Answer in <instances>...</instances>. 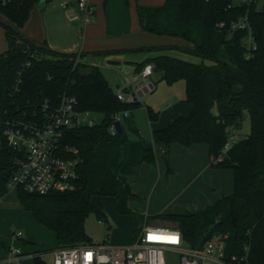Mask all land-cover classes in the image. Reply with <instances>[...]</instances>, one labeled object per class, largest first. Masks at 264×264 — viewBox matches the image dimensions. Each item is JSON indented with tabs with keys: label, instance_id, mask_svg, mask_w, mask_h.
I'll return each mask as SVG.
<instances>
[{
	"label": "trees",
	"instance_id": "obj_1",
	"mask_svg": "<svg viewBox=\"0 0 264 264\" xmlns=\"http://www.w3.org/2000/svg\"><path fill=\"white\" fill-rule=\"evenodd\" d=\"M40 1L0 2V15L8 20H0L7 41V48L0 53V199L8 193V181L16 169V154L4 136L8 122L41 115L46 102L58 105L67 93L77 98L80 111L103 115L100 123L67 131L65 143L77 147L83 159L75 188L48 194L16 190L23 209L56 234V248L95 244L86 231L87 217L95 211L99 219L108 221L94 203L95 197L101 206L104 197H115L121 214L134 213L130 203L141 197L130 181L138 177L143 164H156L155 143L165 145L162 156L168 172L172 144H206L211 166L233 171L234 191L199 211L178 208L143 218L172 223L192 247L201 248L217 236L226 241L227 259L243 256L247 249L249 264H264V5L259 9L256 1L229 8L230 0H166L161 6L138 5L142 30L181 38L190 46H142L93 53L152 54L138 70L151 62L168 83L185 81L190 113L156 129L152 139H147L131 116L141 104L120 101L101 68L84 60L88 53L58 51L21 32ZM243 17H248L255 48L245 44L248 30L229 29ZM221 23L226 25L222 28ZM174 47L197 59L169 55L168 49ZM124 111L131 114L122 119L123 132L112 135V122ZM148 113L150 121H158V111L149 106ZM246 116L250 117L251 132L239 139L222 161L213 162L228 141L229 128L239 130ZM129 132L136 138L131 139ZM34 260L50 264L40 255Z\"/></svg>",
	"mask_w": 264,
	"mask_h": 264
},
{
	"label": "rangeland",
	"instance_id": "obj_2",
	"mask_svg": "<svg viewBox=\"0 0 264 264\" xmlns=\"http://www.w3.org/2000/svg\"><path fill=\"white\" fill-rule=\"evenodd\" d=\"M65 1L67 0H51L45 9H41L39 3L36 4L24 27V32L34 34H37L38 31L41 32L43 34L42 41L48 40V44H51L57 50L89 52L92 57L88 56L87 58L94 65H99L114 90L117 88V84L122 82L124 76L135 74L136 66L132 63H126L121 57L122 53L114 54L111 58L113 61L119 60L120 62L109 61L107 57L94 55L93 53L123 49L124 46L131 43L140 44L133 45V47L165 45L185 47L188 45V42L181 38L156 35L141 30L142 28L137 37H126L123 39L110 37L106 40L99 39V41L96 39V37L100 38L103 36L97 28L101 10L104 14L107 12V20H117L118 27L127 25L124 22H129L132 24V27L136 28L138 26L140 28L137 14L138 5L161 6L166 0H109L107 3H103L104 1L102 0V6L100 5V0H91V4L95 8L93 21L85 24L81 20L82 25H78V27H75L71 23V18H68L64 12ZM235 4H240V1L235 0ZM263 5L264 0H257V7L259 9ZM0 20L8 22L7 18L1 15ZM103 41L113 47L95 49ZM251 41L248 35L245 44L249 46ZM6 48L5 31L0 26V53ZM167 53L171 56L182 58L194 57L197 59L195 56L188 55L175 47L168 49ZM151 56L152 54H148V57ZM206 63H210V61H206ZM152 80L156 84V89L144 97L142 104L133 110L131 115L141 130L142 136L147 139H152L153 130L157 122L165 124V122L172 119L174 114L187 116L190 111L189 103L185 102L186 83L184 80L168 83L162 79V72L160 71H154ZM149 106L159 112V119L155 123L149 119ZM214 111L217 112V109ZM83 116L86 119H93L96 123H100L103 119V115L96 112H88ZM250 132L251 121L250 117L246 116L242 127L237 130L236 134L238 139H242ZM129 136L131 139L136 138L131 132H129ZM164 148L165 146L162 143H155L156 164H151L149 169L146 168L141 171L138 177L131 180L134 191L141 197L140 200H135L131 203V208L134 210L133 214H121L118 211L115 197H104L101 200L102 206L99 204L98 199L94 198V203L104 211L108 221L99 219L95 211L87 217L85 223L86 231L93 242L96 244L109 243L116 245L120 244L123 240L133 241L141 233L146 221V217L143 218V215L172 212L178 208L189 209L206 206L218 196L231 194L234 191L233 179L229 181V190L223 191L217 188L216 185H212L213 181L210 173L213 170L209 168V165V170H205V161L186 166L181 155L176 154L177 160L176 162L170 161L171 172H168V164L162 156ZM176 155L172 154L171 157L173 158ZM207 160H209L208 157L206 162ZM215 188L216 190H213ZM187 189L190 191L185 196L183 195V191ZM152 190L155 191L154 194H152ZM184 204H188L191 207H187L188 205ZM149 222L168 224L165 226L174 227L172 223L155 221L152 218ZM18 232H22V237L19 239L13 238V234ZM226 234L229 235L230 231L227 230ZM6 246L19 248L23 252L52 250L57 246L55 233L52 230L44 228L29 212L23 209L17 191L13 189H9L8 193L0 199V257L7 256L8 250ZM44 257L49 262L52 261L50 254H44ZM166 261L167 264H181L180 256L175 251L166 252ZM24 264L36 263L34 258L28 256Z\"/></svg>",
	"mask_w": 264,
	"mask_h": 264
},
{
	"label": "built area",
	"instance_id": "obj_3",
	"mask_svg": "<svg viewBox=\"0 0 264 264\" xmlns=\"http://www.w3.org/2000/svg\"><path fill=\"white\" fill-rule=\"evenodd\" d=\"M10 0H0L5 4ZM229 8L235 4L230 0ZM240 4L257 0H239ZM76 7L83 23L93 21L95 14L91 0H76ZM226 24L221 23L223 28ZM231 31L248 30L251 38L249 49L255 48L251 36L248 17L231 23ZM155 71L153 63H146L133 75L123 77L115 89L117 98L128 104H142L143 99L156 89L152 80ZM88 111H80L75 96L64 93L58 105L46 102L42 114L13 119L4 130L8 146L16 154V169L8 181V188L22 189L29 193L48 194L58 191H70L75 188L79 178V166L83 159L77 147L65 143L67 131L81 125H94L93 119L84 118ZM130 111L116 115L110 132L118 133L115 122L129 117ZM234 127L229 128V138L221 155L213 159L220 162L227 152L239 140ZM13 237L21 238L22 232ZM227 237V235L225 236ZM175 251L180 256L181 264H249L248 250L243 256L226 257V241L215 236L201 248L190 246L181 231L175 227L154 225L145 221L142 231L128 245H112L109 243L81 244L70 247L40 250L30 255L19 248L10 247L6 257L0 258V264H24L28 256L34 258L50 254V264H167L166 252Z\"/></svg>",
	"mask_w": 264,
	"mask_h": 264
},
{
	"label": "crops",
	"instance_id": "obj_4",
	"mask_svg": "<svg viewBox=\"0 0 264 264\" xmlns=\"http://www.w3.org/2000/svg\"><path fill=\"white\" fill-rule=\"evenodd\" d=\"M104 1V2H103ZM100 0V5L102 6V2L103 3H107L109 2V0ZM49 2H45L44 4V7H41V9H45L47 7ZM149 4H154V3H149ZM35 7V6H34ZM64 12L65 14L68 16V18L70 17V21L71 23L75 26V27H78V25H82V21H81V18L79 17V14H78V11H77V7H76V0H67L65 1V6H64ZM138 14V13H137ZM107 12L106 14H104L102 12V10L100 11V17H99V20L97 22V28L100 30L101 34L103 36H101L100 38H97L96 39L99 41V39H102V40H106V39H109L110 37H113V38H117V39H123V38H126V37H137L139 34H140V29H141V26L140 28L137 26L136 28L135 27H132V24H130L129 22H124L126 23L127 25H124V26H121V27H118V21L117 20H112V19H108L107 20ZM2 16V15H1ZM139 20V19H138ZM39 23V21H38ZM25 27V26H24ZM24 27L21 28V32L28 38L34 40L36 43H39V44H43V43H46L48 45V47L52 48V49H55L52 47L51 44H48V40H44V42L42 41V37H43V34L41 32H37V34H34V33H29V32H24ZM135 28V29H134ZM142 30V29H141ZM39 33V34H38ZM133 45H140V44H127V46H124L123 49H129V48H137L136 46L133 47ZM187 46H190L189 44ZM110 47H113V46H110L107 42L103 41V42H100L98 45H97V48L95 49H105V48H110ZM57 50V49H55ZM119 50V49H117ZM58 51H63V52H73L75 50H72V51H64V50H58ZM85 53V52H84ZM92 57L90 56L89 52H88V55L84 58V60L88 63H91L90 62V59H88L87 57ZM114 55H109V56H105L109 59V61H113L111 58L113 57ZM121 57L124 59V61L126 63H132L136 66V72L138 71V65L140 63H142L145 58L148 57V54H130V53H127V54H123L121 55ZM187 59H194L196 60L194 57H189ZM113 62H120L119 60H114ZM93 64V63H91ZM96 65V64H95ZM99 66V65H97ZM135 72V73H136ZM119 84H117L118 86ZM190 105V108L189 110L191 111V104ZM189 111V113H190ZM179 114H174L172 116V119L168 120V122L174 120L175 118L179 117L178 116ZM157 122V121H156ZM168 122H165V124H162V123H156L155 124V127H154V130L153 132L156 130V129H159V128H163L164 126H166L168 124ZM155 123V122H154ZM167 123V124H166ZM137 125V124H136ZM138 127V126H137ZM141 131V130H140ZM153 135V134H152ZM164 145V144H163ZM165 146V145H164ZM163 152L165 151V148L162 150ZM173 155H176V154H180L181 157L183 158V161L185 162L184 164L186 166H191L193 165L194 163H199L200 161H205V164H206V167H205V170H209V168H211V176H212V185H216L217 188H220L222 189L223 191L225 190H229V185H230V180L233 179L234 181V175H233V171L230 170V169H218V168H214L211 166V157L209 155V149H208V146L206 144H196V145H193L191 147H184L180 144H172L171 146V156ZM207 157L209 158V160H207L206 162V159ZM171 160L173 162H176L177 160V155L175 157H171ZM170 160V161H171ZM210 167H209V166ZM149 167H151V164L149 163H145L142 165L141 169H140V172L145 170L146 168L149 169ZM209 167V168H208ZM139 172V174H140ZM131 182V181H130ZM132 185V184H131ZM133 187V186H132ZM134 190V189H133ZM213 190H216L213 189ZM190 190L187 189L186 191H183V195L186 196V194L189 192ZM135 192V191H134ZM154 190H152V194H154ZM136 193V192H135ZM226 193V192H225ZM225 195V194H223ZM229 195V194H227ZM202 197V195H201ZM220 197L222 196H218L217 198H215V200L213 202H210L209 204H207L206 206H199L198 208H189V210L191 211H199L211 204H213L214 202H216ZM204 202V201H203ZM132 203V202H131ZM131 203H130V206H131ZM184 205H188V204H184ZM205 205V204H204ZM187 207H191V206H187ZM188 209V208H186ZM194 209V210H193ZM197 209V210H196ZM26 212H29L27 210H25ZM31 214V216H33V214L31 212H29ZM159 213H165V212H158L157 214ZM152 214H149L147 216H151ZM27 218V217H26ZM34 218V216H33ZM35 219V218H34ZM36 220V219H35ZM37 221V220H36ZM155 221H160V222H164V223H168L166 221H162V220H156ZM38 222V221H37ZM148 223H150L148 220H147ZM39 223V222H38ZM150 224H154V225H168V224H159V223H150ZM44 227V226H43ZM45 228V227H44ZM56 235V234H55ZM15 238V237H13ZM19 239V238H17ZM135 239V238H134ZM133 241H129V240H123L120 244H116V245H128L130 243H132ZM112 245H115V244H112ZM10 247L12 246H6V249L8 250ZM56 248V247H55ZM53 248V249H55ZM37 251H40V250H37ZM36 251H33V252H24L28 255H30L31 253H34ZM6 257V256H5ZM31 257V256H30ZM1 258V257H0ZM33 258V257H32ZM35 261V260H34Z\"/></svg>",
	"mask_w": 264,
	"mask_h": 264
},
{
	"label": "water",
	"instance_id": "obj_5",
	"mask_svg": "<svg viewBox=\"0 0 264 264\" xmlns=\"http://www.w3.org/2000/svg\"><path fill=\"white\" fill-rule=\"evenodd\" d=\"M44 4H45V1L44 0H42V1L39 2V5L41 7H44ZM115 127L118 130V132H120V133L123 132V126H122V123L120 121H116L115 122Z\"/></svg>",
	"mask_w": 264,
	"mask_h": 264
}]
</instances>
